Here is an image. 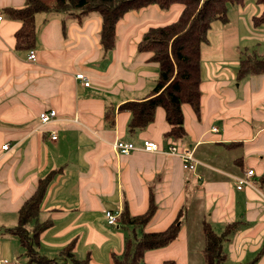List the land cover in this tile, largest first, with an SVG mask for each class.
Segmentation results:
<instances>
[{
	"label": "crops",
	"instance_id": "1",
	"mask_svg": "<svg viewBox=\"0 0 264 264\" xmlns=\"http://www.w3.org/2000/svg\"><path fill=\"white\" fill-rule=\"evenodd\" d=\"M245 0L236 9L239 23H251L262 8ZM25 0H0V261L26 264L18 238L9 232L17 212L34 192L38 181L49 183L40 205L39 221L50 225L39 236L37 251L50 264H113L124 241L141 229L118 221L110 226L104 211L143 215L153 198L155 212L142 231L166 230L179 219L177 237L165 247L144 253L145 264H203V223L217 235L228 225L235 229L223 241L224 264H264V74L237 78L241 57L230 64L221 42L214 44L213 24L208 42L201 46L199 113L181 106L184 138L165 137L169 125L162 108L151 123L128 130L130 113L120 110L127 102L144 100L155 86L158 65L137 45L149 28L175 22L183 7L166 10L150 5L123 16L115 26L113 48L100 46L101 20L91 14L77 23L55 13L35 15V42L28 51L15 48L19 21L6 9H21ZM216 30L220 39L227 29ZM216 35V34H215ZM239 43V42H238ZM83 73L84 87L75 80ZM54 110L56 118L42 125L39 116ZM216 131H213V129ZM56 140H51V134ZM138 148L119 154L113 144ZM144 141L158 151L140 150ZM8 144L9 149L1 147ZM189 150L196 165L186 171L178 156L165 151ZM254 171L251 186L236 189L235 177ZM71 247L72 258L61 255Z\"/></svg>",
	"mask_w": 264,
	"mask_h": 264
},
{
	"label": "trees",
	"instance_id": "2",
	"mask_svg": "<svg viewBox=\"0 0 264 264\" xmlns=\"http://www.w3.org/2000/svg\"><path fill=\"white\" fill-rule=\"evenodd\" d=\"M245 0H25L21 9H6L4 14L19 21L21 26L15 33V48L30 50L35 42L34 18L38 13H55L71 17L77 23L94 14L101 20L99 42L103 51H110L115 42V26L123 16L150 5L166 10L173 4L182 5L178 19L168 25L149 28L137 45L139 53H150L151 61L158 65V76L150 94L141 101L127 102L120 110L130 113L128 130L141 129L153 121L157 108H162L169 130L165 137L173 140L183 139V115L181 106L188 104L199 113L200 99V58L201 46L207 44V34L216 22L227 23L229 6L242 5ZM262 8L258 17H253L255 27L264 25V0H255ZM264 74V56L246 55L241 57L237 78ZM49 178L39 180L33 194L24 201L17 212L16 226L9 230L19 241L26 258V264H50L37 251L40 234L49 227L50 222H40V205L45 195ZM155 212L153 198L150 197L147 211L140 216H131L126 209L119 215V221L134 228H140L139 236L134 232L124 241L123 252L114 258L113 264H145V252L165 247L177 237L179 218L166 230L157 233L143 232ZM180 216V215H179ZM235 229L228 225L222 234H215L208 224L203 223V264H224L226 257L222 244ZM70 245L61 255L72 258ZM84 262H75L83 264ZM163 264H176L166 261ZM250 264H254V261Z\"/></svg>",
	"mask_w": 264,
	"mask_h": 264
},
{
	"label": "built area",
	"instance_id": "3",
	"mask_svg": "<svg viewBox=\"0 0 264 264\" xmlns=\"http://www.w3.org/2000/svg\"><path fill=\"white\" fill-rule=\"evenodd\" d=\"M3 21V16L0 15V24ZM27 60L34 61L35 60V52L33 50H29L27 54ZM75 80L80 82L82 86L88 87L89 80L83 73L75 74ZM56 118V113L54 110H49L47 112L42 113L39 116L40 122L42 125H47L51 123ZM213 131H216L214 128ZM56 134L53 132L51 134V140H56ZM113 148L121 155H127L132 151L138 150L136 146L131 143H124L117 141L113 144ZM2 150L7 151L9 149L8 144H5L1 147ZM140 150L144 152H156L158 151V147L155 143L150 141H144ZM167 155L178 156L181 159L182 167L186 171H191L194 169L196 165V161L193 159L192 153L189 150H183L178 152L177 148L172 145L167 148L165 151ZM254 176V171L248 170L243 177H235L236 189L241 190L243 186H251L249 180ZM118 214L113 213L111 211H104V218L108 225L113 226L117 224ZM0 264H21L19 262H7L0 261Z\"/></svg>",
	"mask_w": 264,
	"mask_h": 264
},
{
	"label": "rangeland",
	"instance_id": "4",
	"mask_svg": "<svg viewBox=\"0 0 264 264\" xmlns=\"http://www.w3.org/2000/svg\"><path fill=\"white\" fill-rule=\"evenodd\" d=\"M233 8H237V7L235 6ZM230 10H232L231 12H229V15L233 23V26L229 25V26L224 27L223 25L219 23H215L213 25L214 35L212 36V38L217 37V40H218V41L214 40L213 43L218 44L221 42V46L224 45V49H222L220 53L223 52L224 54H226L227 59L230 60V64H233L234 62L232 61H236V59L239 60V57L241 55L239 51L237 53L235 48L234 49L232 48V46H236V45L237 47H239V50L242 52L245 51L244 48L247 47L249 55L263 57L264 56V29H255L251 26V23H248L245 26L244 22L242 23V20H241L239 23L240 34L239 35L236 34V30L234 28L235 24L238 23L237 18H236V11H235L236 9H230ZM223 27L227 29V31L229 32L226 34L227 38H223L222 40H219L220 39L219 34L215 33V31L221 30ZM185 211H186V207L182 208V213L179 216L180 221L184 220Z\"/></svg>",
	"mask_w": 264,
	"mask_h": 264
}]
</instances>
